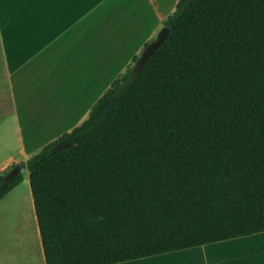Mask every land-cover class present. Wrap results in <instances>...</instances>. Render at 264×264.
<instances>
[{
    "label": "trees",
    "instance_id": "16d2710c",
    "mask_svg": "<svg viewBox=\"0 0 264 264\" xmlns=\"http://www.w3.org/2000/svg\"><path fill=\"white\" fill-rule=\"evenodd\" d=\"M161 26L136 72L149 40L85 119L20 162L45 264L264 231V0H176ZM15 164L0 171V199L23 179L2 182Z\"/></svg>",
    "mask_w": 264,
    "mask_h": 264
},
{
    "label": "crops",
    "instance_id": "0c3cea01",
    "mask_svg": "<svg viewBox=\"0 0 264 264\" xmlns=\"http://www.w3.org/2000/svg\"><path fill=\"white\" fill-rule=\"evenodd\" d=\"M175 2L105 0L95 25L89 17L90 22L85 21L76 34H63L31 55L35 45L22 60V54H11L3 22L0 171L11 162L25 161L85 119L91 104L159 30L161 19ZM69 36L77 37L73 42ZM62 47L63 55L58 58ZM64 61L66 66L56 82L55 75ZM22 176L21 182L0 199V264H45L28 174ZM113 264H264V231Z\"/></svg>",
    "mask_w": 264,
    "mask_h": 264
},
{
    "label": "rangeland",
    "instance_id": "374dc122",
    "mask_svg": "<svg viewBox=\"0 0 264 264\" xmlns=\"http://www.w3.org/2000/svg\"><path fill=\"white\" fill-rule=\"evenodd\" d=\"M104 3L105 0H26V2L25 0H0L6 36L10 38L9 46H11V54H22L19 55L21 60L24 58V55L26 57L27 54H35L39 48L48 47L53 40L63 34H73V32L76 34V31L85 26V21L90 22L88 20L89 17L94 22L93 25H95V22L100 17L99 14L104 10ZM157 32L158 30L151 39L156 36ZM69 37L74 42V38L77 36ZM35 45L37 46L35 47L36 49L30 53L32 47ZM79 46L78 49L81 48ZM63 51V47L58 50V58H61ZM77 56L78 53L75 52L74 65L78 62ZM47 62L51 61L47 59ZM66 63L64 61L58 69V73L55 75L56 82L59 81L61 70L65 68ZM91 72L88 71L89 74ZM31 73L34 74L33 68L31 69ZM86 84L87 87L88 83ZM26 171V169L21 171L24 176L27 174Z\"/></svg>",
    "mask_w": 264,
    "mask_h": 264
},
{
    "label": "water",
    "instance_id": "95a60500",
    "mask_svg": "<svg viewBox=\"0 0 264 264\" xmlns=\"http://www.w3.org/2000/svg\"><path fill=\"white\" fill-rule=\"evenodd\" d=\"M167 31V27L166 26H161L160 29L158 30L156 36L149 40L147 45L141 49V52L138 55L137 60L135 61V63L132 66V71L136 72L140 65L144 62V60L153 53V50H155V48L161 44V42L163 41L165 34ZM61 143L58 142L56 146H60ZM56 148V147H54ZM24 167L20 162H17L14 166H12L8 171H6V173L4 174L3 178H2V182H6L8 180H10L12 177H14L17 173L23 171Z\"/></svg>",
    "mask_w": 264,
    "mask_h": 264
},
{
    "label": "snow or ice",
    "instance_id": "6c2138e0",
    "mask_svg": "<svg viewBox=\"0 0 264 264\" xmlns=\"http://www.w3.org/2000/svg\"><path fill=\"white\" fill-rule=\"evenodd\" d=\"M2 24H3V13H2V5H0V27H2Z\"/></svg>",
    "mask_w": 264,
    "mask_h": 264
}]
</instances>
